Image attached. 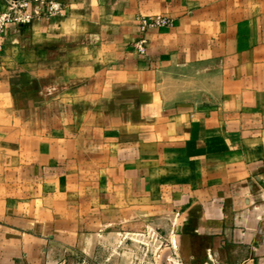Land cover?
Returning <instances> with one entry per match:
<instances>
[{
  "label": "crops",
  "instance_id": "1",
  "mask_svg": "<svg viewBox=\"0 0 264 264\" xmlns=\"http://www.w3.org/2000/svg\"><path fill=\"white\" fill-rule=\"evenodd\" d=\"M61 1L0 52V264H41L47 170L174 215L159 264H264V0Z\"/></svg>",
  "mask_w": 264,
  "mask_h": 264
},
{
  "label": "rangeland",
  "instance_id": "2",
  "mask_svg": "<svg viewBox=\"0 0 264 264\" xmlns=\"http://www.w3.org/2000/svg\"><path fill=\"white\" fill-rule=\"evenodd\" d=\"M142 15L158 14H138L136 23L139 30L138 18ZM148 31L143 33L140 30L143 33L140 39L147 40L145 54L136 50L135 45L140 39L129 45L139 61L149 58ZM198 92L200 97L205 93L203 90ZM55 172L37 173L31 181L37 183L34 188L38 196L49 197L47 204H52L56 213L54 230L57 231L43 245L45 250L39 253L41 264H159V259L166 254L165 247L172 245L174 215L155 211L144 215L145 211L139 204L134 203L132 210H126L122 201L110 209L108 187L101 188L99 198L96 187L78 186L76 170L71 171L69 181L73 182L69 184L56 177L49 178ZM57 174L60 176V171ZM98 211L101 216H97ZM64 212L69 215L67 218L60 217ZM79 213L84 217H78ZM20 264L27 263L22 261Z\"/></svg>",
  "mask_w": 264,
  "mask_h": 264
},
{
  "label": "built area",
  "instance_id": "3",
  "mask_svg": "<svg viewBox=\"0 0 264 264\" xmlns=\"http://www.w3.org/2000/svg\"><path fill=\"white\" fill-rule=\"evenodd\" d=\"M64 5L61 0H0V52L5 49L6 35L10 26L18 30L30 28L41 17L63 15ZM141 32L152 28H170L174 20L166 15L158 14L138 18ZM147 40L140 39L135 45L140 54L146 52Z\"/></svg>",
  "mask_w": 264,
  "mask_h": 264
}]
</instances>
